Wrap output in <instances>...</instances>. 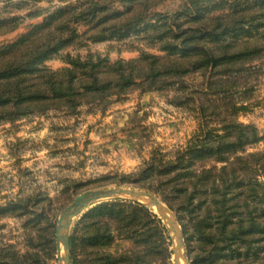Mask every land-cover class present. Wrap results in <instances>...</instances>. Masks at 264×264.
Listing matches in <instances>:
<instances>
[{
    "label": "trees",
    "instance_id": "obj_1",
    "mask_svg": "<svg viewBox=\"0 0 264 264\" xmlns=\"http://www.w3.org/2000/svg\"><path fill=\"white\" fill-rule=\"evenodd\" d=\"M165 1L25 0L16 9L2 6L0 36L27 29L0 44V123L51 110L76 114L82 106L105 112L114 97L135 90L166 92L169 103L192 111V135L173 150H152L134 171L102 180L160 196L178 216L190 264H264V149H255L264 133L240 120L253 105L254 64L264 60V0H182L163 12ZM126 38H132L127 49L136 57L61 54L70 46ZM57 56L65 65L49 67L46 62ZM192 74L200 76L198 84L186 80ZM82 186L64 187L58 197L19 190L0 201V264H56L54 208ZM6 219L16 226L8 228ZM166 231L141 202L101 201L75 222L71 261L170 264ZM117 239L131 244L113 252Z\"/></svg>",
    "mask_w": 264,
    "mask_h": 264
},
{
    "label": "rangeland",
    "instance_id": "obj_2",
    "mask_svg": "<svg viewBox=\"0 0 264 264\" xmlns=\"http://www.w3.org/2000/svg\"><path fill=\"white\" fill-rule=\"evenodd\" d=\"M24 1L3 0L0 9L6 4L16 9L14 4H23ZM181 1L166 0L159 10H174ZM39 5L48 6L43 1ZM24 10L19 12L23 13ZM38 20L40 17L32 22ZM28 22L26 20L25 24ZM26 29L23 25L0 36V44L16 39ZM131 39L70 46L62 50L61 54L69 52L85 55L93 51L106 54L111 60L129 59L138 55L136 51L127 49V42ZM46 63L54 69L65 65L59 56ZM254 65L259 71L251 98L253 105L240 115V120L255 123L259 131L264 133V60ZM186 80L190 84H198L201 79L199 75L192 74ZM167 93L171 94V91ZM196 128L197 121L192 111L169 103L166 92L138 90L114 97L105 112L88 111L86 106H82L76 114L51 110L13 123H0V201L15 195L19 190L23 194L41 191L50 197H58L62 188L82 182L83 186L76 190L78 193L69 190L70 200L62 198L60 203H65L64 199L68 202L64 207L57 208L60 203H56L54 212L58 217L74 197L84 191L113 186L135 187L117 182L107 183L102 179L134 171L152 150L160 148L166 152L185 144ZM255 149H264V141L258 143ZM111 199L118 198L101 201ZM156 214L167 229L170 264H175L172 256L175 240L173 232L159 213ZM3 221L9 224L8 228L17 224L13 219ZM130 244V241L117 239L111 250L119 252ZM58 256L59 252L56 254V264H60Z\"/></svg>",
    "mask_w": 264,
    "mask_h": 264
},
{
    "label": "water",
    "instance_id": "obj_3",
    "mask_svg": "<svg viewBox=\"0 0 264 264\" xmlns=\"http://www.w3.org/2000/svg\"><path fill=\"white\" fill-rule=\"evenodd\" d=\"M107 198L131 199L145 204L151 211L153 210L149 206L153 205L155 207V211L153 212L155 213H165L168 227L173 232L176 244L182 248L184 262L185 264H190L183 231L175 212L157 194L142 188L124 186L101 187L84 191L76 195L73 201L60 212L55 228L58 252L61 248L64 251L63 257L58 256L60 264H72L70 257V235L77 221L75 219H78L84 210ZM174 262L175 264H181L178 254L174 255Z\"/></svg>",
    "mask_w": 264,
    "mask_h": 264
},
{
    "label": "bare ground",
    "instance_id": "obj_4",
    "mask_svg": "<svg viewBox=\"0 0 264 264\" xmlns=\"http://www.w3.org/2000/svg\"><path fill=\"white\" fill-rule=\"evenodd\" d=\"M151 208H152L153 211H155V207L153 205L151 206ZM159 215L163 218V220L165 222H167V220L165 218V213H162V214L159 213ZM175 254H178L180 256V262H181V264H185V262H184V255L182 254V248L176 244V241L175 240H173V254H172L173 258H174V255ZM63 255H64V251L61 248L60 251H59V256L60 257H63Z\"/></svg>",
    "mask_w": 264,
    "mask_h": 264
},
{
    "label": "crops",
    "instance_id": "obj_5",
    "mask_svg": "<svg viewBox=\"0 0 264 264\" xmlns=\"http://www.w3.org/2000/svg\"><path fill=\"white\" fill-rule=\"evenodd\" d=\"M1 1H3V0H0V3H1Z\"/></svg>",
    "mask_w": 264,
    "mask_h": 264
}]
</instances>
